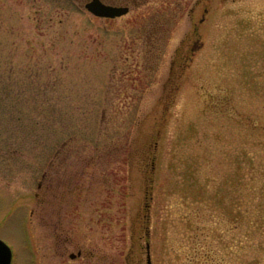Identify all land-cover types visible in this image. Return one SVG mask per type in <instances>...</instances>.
<instances>
[{"label":"rangeland","instance_id":"rangeland-1","mask_svg":"<svg viewBox=\"0 0 264 264\" xmlns=\"http://www.w3.org/2000/svg\"><path fill=\"white\" fill-rule=\"evenodd\" d=\"M87 1L0 0L12 264H264V0Z\"/></svg>","mask_w":264,"mask_h":264},{"label":"water","instance_id":"water-1","mask_svg":"<svg viewBox=\"0 0 264 264\" xmlns=\"http://www.w3.org/2000/svg\"><path fill=\"white\" fill-rule=\"evenodd\" d=\"M85 7L93 14L101 17H117L128 13L130 10L129 6L113 5L104 2L103 0H89L86 2ZM148 257L145 264H153L150 255V245L147 244ZM75 254H72L74 256ZM12 249L11 247L0 238V264H11L12 262Z\"/></svg>","mask_w":264,"mask_h":264}]
</instances>
